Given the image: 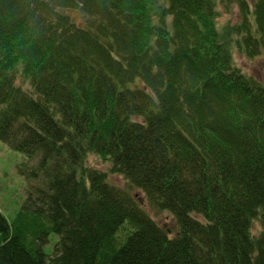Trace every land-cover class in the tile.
<instances>
[{
	"label": "trees",
	"instance_id": "16d2710c",
	"mask_svg": "<svg viewBox=\"0 0 264 264\" xmlns=\"http://www.w3.org/2000/svg\"><path fill=\"white\" fill-rule=\"evenodd\" d=\"M239 8L238 42L264 53V0ZM218 17L216 0H0V140L39 156L21 210L0 211V264H264V84ZM89 152L178 233L86 169Z\"/></svg>",
	"mask_w": 264,
	"mask_h": 264
},
{
	"label": "rangeland",
	"instance_id": "374dc122",
	"mask_svg": "<svg viewBox=\"0 0 264 264\" xmlns=\"http://www.w3.org/2000/svg\"><path fill=\"white\" fill-rule=\"evenodd\" d=\"M216 1L219 10L217 26L221 31H229L234 63L243 73L264 84V53L250 56L238 42L240 35L238 32L240 29L238 28L242 22L239 0ZM248 2L252 4L253 0H248ZM65 12L72 17L73 21L81 24L86 21V17L79 10L65 9ZM16 83L30 94H34L31 84L21 73L17 74ZM38 161L39 156L33 159L29 158L24 153L15 150L9 144L0 140V211L8 220L15 218L27 198L28 190L32 187V184H36L31 171L38 167ZM84 167L106 173L107 181L110 184L136 197L142 208L160 226L165 228L171 237L178 233L177 222L173 214L168 210H160L154 207L141 189L131 185L124 175L113 172L109 157L89 152L86 155ZM40 183L37 180V184L40 185ZM263 230L264 212L260 211L252 221L251 232L254 237H257ZM58 241L59 236L56 233H51L50 240L44 247L48 254L53 255L55 253Z\"/></svg>",
	"mask_w": 264,
	"mask_h": 264
}]
</instances>
